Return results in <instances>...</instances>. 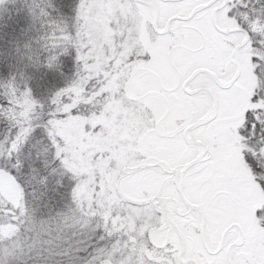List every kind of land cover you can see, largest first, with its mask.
I'll return each instance as SVG.
<instances>
[{
  "label": "snow or ice",
  "instance_id": "6c2138e0",
  "mask_svg": "<svg viewBox=\"0 0 264 264\" xmlns=\"http://www.w3.org/2000/svg\"><path fill=\"white\" fill-rule=\"evenodd\" d=\"M0 264H264V0H0Z\"/></svg>",
  "mask_w": 264,
  "mask_h": 264
},
{
  "label": "rangeland",
  "instance_id": "374dc122",
  "mask_svg": "<svg viewBox=\"0 0 264 264\" xmlns=\"http://www.w3.org/2000/svg\"><path fill=\"white\" fill-rule=\"evenodd\" d=\"M97 22H98V23H102V21H100V20H98Z\"/></svg>",
  "mask_w": 264,
  "mask_h": 264
},
{
  "label": "trees",
  "instance_id": "16d2710c",
  "mask_svg": "<svg viewBox=\"0 0 264 264\" xmlns=\"http://www.w3.org/2000/svg\"><path fill=\"white\" fill-rule=\"evenodd\" d=\"M60 86H63V84H61Z\"/></svg>",
  "mask_w": 264,
  "mask_h": 264
}]
</instances>
